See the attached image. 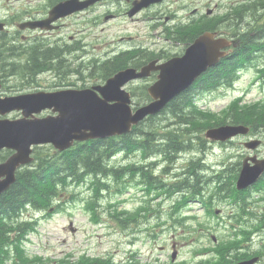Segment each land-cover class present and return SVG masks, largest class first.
Returning a JSON list of instances; mask_svg holds the SVG:
<instances>
[{
    "label": "water",
    "instance_id": "95a60500",
    "mask_svg": "<svg viewBox=\"0 0 264 264\" xmlns=\"http://www.w3.org/2000/svg\"><path fill=\"white\" fill-rule=\"evenodd\" d=\"M205 37L207 41L204 40ZM222 42L224 41H215L212 35L201 36L186 49L181 58L171 59L158 67H154V62H151L144 66L140 73L134 74V69L120 71L111 77L104 87H95L102 97L89 89L67 90L49 96L32 94L30 100L26 102L27 106H31L30 111H24L26 117L32 115V112H39L42 108L51 106L59 113L57 116L41 119L23 118L18 123L6 121V124H0V148L6 146L17 150L7 161L0 163V177L4 176V179L0 180V194L14 180L13 172L16 167L29 160V148L35 141L53 139L63 143L70 135L80 137L87 134L103 138L110 134L127 132L130 124L136 122L141 114L138 111L135 115L130 114L127 107V103L130 102L129 93L119 89L122 85L138 76L148 75L158 68L160 81L153 86V94L161 95L164 91L178 88L182 90L194 79L199 70L204 69L211 61L214 63L217 60L218 49L225 46ZM195 63L199 65V70ZM22 100L23 97L18 98V101ZM110 101L115 102L109 104ZM14 102V98L0 100L6 111L12 108ZM232 130L233 128H226L225 131H215L214 134H219V138L224 139L233 132Z\"/></svg>",
    "mask_w": 264,
    "mask_h": 264
},
{
    "label": "rangeland",
    "instance_id": "374dc122",
    "mask_svg": "<svg viewBox=\"0 0 264 264\" xmlns=\"http://www.w3.org/2000/svg\"><path fill=\"white\" fill-rule=\"evenodd\" d=\"M236 0H206L203 8V12H205V5H209L208 7L212 8L215 4H219V10H222L227 4L231 2H235ZM257 13L260 15V17L264 18V9L261 8L257 11ZM215 14V13H214ZM212 14V15H214ZM210 15V16H212ZM207 16V17H210ZM218 19L217 16L213 18L214 21ZM249 20L248 17L242 19V22H247ZM77 29L81 34L88 33L90 30L89 24H86L85 22H81L78 24ZM112 28H107L106 30L100 29L98 34L89 35L87 37V41L91 42L93 41L96 36L97 39H107L109 34L111 33ZM256 33V34H255ZM252 35V39L254 40H260L264 41V35L261 36L260 33L255 32ZM172 53H176V48L171 50ZM39 66L36 65V68ZM250 76V73L246 74L241 78V81L239 84H243L246 86V82ZM249 81V80H248ZM73 82L75 85L73 87H77V84L82 83L83 85L90 86V82L87 77L85 78V81H82L81 79H73ZM253 84V83H252ZM249 86V85H248ZM70 87V86H67ZM66 88V87H62ZM263 95L264 97V89H257L254 88L250 91L249 98L250 100L256 99L259 96ZM217 93H214V97L212 95H207V99L204 101L208 105V108L212 111H220L223 108H225L229 101L226 103L225 100L216 99ZM253 111H257L260 113L263 110V104L259 105L257 104L254 106ZM239 116H243L246 119H249L252 121L254 118V115H251L247 112H241ZM138 140V138H136ZM84 156H87L90 158V161L93 162L95 159L102 157V153L99 151L98 154H94L92 157L89 154H81L79 155V158L84 161ZM213 157V156H212ZM75 161L77 162V156L73 157ZM59 172L52 171V172H44V175H40V173L36 177V181H33V185L36 187V191L38 192L44 183H46V180L58 175ZM18 195L15 199L19 197L26 196L28 194H33L32 189L30 191L23 192L21 189L16 190ZM72 191L78 193V197H86L88 194V190L84 187L80 188H74ZM137 190H135L130 196L123 195L124 198L128 199V202L125 203L122 207H127L129 209H134L135 207H138L140 205V201L138 200L139 193H135ZM64 196V194H63ZM62 196V197H63ZM254 197L256 195H253ZM60 197L59 199H61ZM66 201V207H71V211L73 212V215L70 216L65 213H59L58 215L52 217L49 220H43L41 222V225L39 227V236L37 239L39 250L35 253H31L32 255H41L44 258H51V259H67L64 256L67 257V255H70L72 253H77L76 256L72 254V259H76V257L80 253H88V255L92 256H98V253L102 254V256H107L109 252H112L114 254H117L119 256H122V252L120 251L119 244L122 245V247H127L128 238L124 236H120L118 234V230L116 231H110L108 232L109 226L116 227V221L109 216L110 211H115L119 206L116 208H109L107 207L106 203H103L99 201L98 203H101L102 206L97 208V211L99 215L102 217H105L106 220H101L99 222H93L90 217L91 213L86 210L82 203L78 200H75L74 202H70V197H66L64 199ZM113 203L114 200H111ZM171 203L166 204L167 209L171 210L172 205ZM171 206V207H170ZM225 208L229 209V206H225ZM260 209V208H259ZM202 211H197V208L194 209L193 212L188 213L190 216L193 217V215H201L200 217H194V218H188L187 224L188 226L179 227L178 233H171L174 232V229L177 228L179 225L176 220H173L172 217H170L168 214H163L162 218H160L155 224L156 230H158L157 238L153 241L151 238L150 240L153 242L151 244V247L156 249V256H153L151 258L152 262L154 264H163L170 262V253L175 249L177 261L174 262L180 263V264H193V259L191 257L196 254L197 252L206 251L211 248V232H208V224L206 218H204ZM181 214H184L183 209H181ZM32 215V212L26 213V217H30ZM115 216L116 214H112ZM226 214H224L225 216ZM253 220H258L259 215L258 213L252 217ZM123 222L120 225V228L127 229L129 232L133 231L134 228L132 227V223L129 220V215L125 214L122 217ZM220 223V222H218ZM167 224V225H166ZM74 229L75 231L71 230ZM164 232L163 234H160ZM237 232V231H236ZM236 232H230V231H224L223 229L219 230V235H222L223 242H231L236 238L235 233ZM215 234V233H214ZM100 235V236H97ZM171 239L173 240L170 244L175 245L174 249L171 248L168 245H165L161 242L162 238H168L171 236ZM168 240V239H167ZM126 242V243H124ZM161 245L164 246L163 248H160L157 250ZM192 247H195L194 250L191 249ZM166 248L168 250H166ZM182 253L184 256L182 257L180 255ZM61 260V259H60ZM144 263L143 261H141Z\"/></svg>",
    "mask_w": 264,
    "mask_h": 264
},
{
    "label": "trees",
    "instance_id": "16d2710c",
    "mask_svg": "<svg viewBox=\"0 0 264 264\" xmlns=\"http://www.w3.org/2000/svg\"><path fill=\"white\" fill-rule=\"evenodd\" d=\"M263 8L264 9V0H250L248 1V3H244V5H242L241 8L237 9L235 11L234 16H231L229 19V22H238V21H242V19L248 17L249 20L250 19H256L257 16V11L259 9ZM251 14V15H250ZM212 26V23H207V22H202V24L196 25L193 29L189 30L187 29V38L185 39V41H190L192 40V38L199 33L201 30H204L207 27ZM254 28V29H253ZM262 29V30H261ZM251 31H254V33L257 31L258 33L264 34V26H255V27H251L250 28ZM193 31V32H190ZM244 40H245V45L240 48L238 50V53L240 56H250V54L253 52V50L256 48V46L261 45L262 43H258L260 42V40H254L252 39V37H250L248 35V33H245L244 35ZM258 43V44H257ZM264 43V42H263ZM264 45V44H262ZM255 47V48H254ZM250 49V50H249ZM26 53L28 54V58L26 60L27 63H33L36 64L38 66L43 65V64H49L52 63L54 60L58 59L59 62H61L60 60L62 59V55L61 53H59L57 50L53 49H42V48H33L31 47V49L29 47L26 48ZM59 53V55H58ZM128 55V53H123V54H119L118 56L114 57L112 60L104 62L105 65H98L96 68H98V75L97 77L100 78H105L107 77L109 74H113L116 71L120 70L121 68L126 67V63L121 64L124 60L125 57ZM20 57H15V60H19ZM8 59H10V57L6 56V57H0V70L2 71H6L8 70L7 68V61ZM147 57L142 58L141 56H139V60L141 61V63L144 62V60H146ZM19 63V62H18ZM141 63L139 65H141ZM224 64H228V62H224L222 65L220 63V67H224ZM133 66H138V64H136V62H134L132 64ZM62 67V65H61ZM212 74H208V75H203L204 79L201 81L206 82V84L204 85V87H207L209 90L213 89L216 87V85L218 84V77L217 76H213L212 78L210 77ZM222 75L226 76L227 78L230 77L231 72L230 70L226 69ZM201 84V83H200ZM203 87V88H204ZM202 88V90H203ZM191 91H185L182 93L181 96H179L178 98H176L174 101H172L168 107L170 108V110L172 112H178L181 111V109L189 104L188 101V95H190ZM142 127V125H139L136 127V130L139 131V129ZM196 128V127H195ZM150 136L149 135H145L142 138L140 137L138 139V144L137 147H140L142 144L146 143L149 140ZM197 139H199V136H196ZM128 140V139H127ZM127 144L129 145L130 143L127 142ZM97 147L95 145H91L89 147V150L92 149H96ZM126 151L131 152L132 149L129 147H126ZM110 149L107 150V152ZM99 151H94V152H86L87 154H89L91 157L94 154H98ZM4 154V155H3ZM6 155L5 153H0V159L4 158ZM80 153L79 152H75L73 154H71L70 159L71 161H75V159L73 157L79 158ZM37 158V156H36ZM77 160V159H76ZM83 163H85L83 160H81ZM86 164V163H85ZM75 166V165H74ZM40 171V169H36V170H29L26 169L22 172H18L17 174V181L15 183L14 186L10 187V189L7 190V193H5L1 198H0V213L5 212L3 214H0V255L6 254L7 252L4 249L5 244L8 245L10 242L8 241L9 237L7 235V232H10L12 230H16V232H25L27 227H22L19 225H14L13 221H15L16 218H13L17 211L21 208L22 206V198H24V201H32L34 199H39L43 198V199H48V195L49 192L52 188V185L57 182V178L56 176L48 179L46 181V183H44L42 185V188L37 192L36 191V187L35 185H33V181H36V177L37 175L34 174V172ZM92 173H97L102 171V169L100 168H96V169H91L90 170ZM40 172H44L43 169H41ZM233 174L230 173L229 176H232ZM199 177H197L189 186V188L193 190L194 193H196V189L198 188L200 179H198ZM221 178V179H220ZM199 180V181H198ZM218 182V188L221 189L223 188L222 186L224 184L227 185V182L224 180V177L222 175H218L217 179ZM221 181H225V183L221 184ZM197 182V183H196ZM194 183V184H193ZM149 184L154 187L157 188V186H159L160 181H155V180H151L149 181ZM220 184V185H219ZM174 185V186H173ZM156 186V187H155ZM163 186V187H162ZM160 187H162L163 189H166L165 185H161ZM17 189H21V191L26 192L27 190L30 191L32 189L33 194H28L26 196L23 197H19L17 199H15L18 195L17 193ZM180 189V185H178L177 183H173L171 184V187H169V189H167L169 192H173L174 190H179ZM178 205V204H177ZM176 205V207H177ZM208 213L210 215H212L213 213L211 211H208ZM8 220V221H7ZM3 225H6V236H4V231H3ZM2 257L0 256V262H1ZM98 263V262H97ZM91 264H95V263H91ZM99 264V263H98ZM102 264H112L110 260H103Z\"/></svg>",
    "mask_w": 264,
    "mask_h": 264
},
{
    "label": "flooded vegetation",
    "instance_id": "af4514ba",
    "mask_svg": "<svg viewBox=\"0 0 264 264\" xmlns=\"http://www.w3.org/2000/svg\"><path fill=\"white\" fill-rule=\"evenodd\" d=\"M57 0H12L6 6L4 0H0V23L6 32H21V36H27V30L20 31L18 25L23 22H33L38 20H45L48 16L49 9L55 5ZM130 0H101L86 8L83 12L85 22L88 24H97L106 28H114V22L118 18L123 3ZM55 2V3H54ZM1 4H4L1 7ZM7 7V8H6ZM80 18V16H78ZM58 18L53 22L43 23L42 29L45 34L50 35L55 41L59 40V35H63L62 25L74 26L75 20H70L71 17ZM78 18V19H79ZM65 20L69 22H65ZM54 23L55 26H52ZM69 29V28H68ZM116 29V28H114ZM91 66L95 65V60L89 63ZM44 69L61 70V64L58 60L52 63L43 64Z\"/></svg>",
    "mask_w": 264,
    "mask_h": 264
},
{
    "label": "bare ground",
    "instance_id": "6f19581e",
    "mask_svg": "<svg viewBox=\"0 0 264 264\" xmlns=\"http://www.w3.org/2000/svg\"><path fill=\"white\" fill-rule=\"evenodd\" d=\"M251 15V14H250ZM254 29V28H253ZM262 30V29H261ZM257 32V31H256ZM256 34V33H255ZM262 35H264V34H262ZM264 38V37H263ZM259 43V42H258ZM257 43V44H258ZM260 44V43H259ZM262 45V44H261ZM33 47V46H32ZM250 50V49H249ZM58 55H59V53H58ZM128 150V149H127ZM129 152V151H128ZM197 178V177H196ZM199 179V178H198ZM221 179V178H220ZM199 181V180H198ZM218 182V181H217ZM225 182V181H224ZM197 183V182H196ZM176 184V183H175ZM194 184V183H193ZM220 185V184H219ZM153 186V185H152ZM174 186V185H173ZM156 187V186H155ZM163 187V186H162ZM161 187V188H162ZM198 187H199V185H198ZM194 189H192V191H193ZM171 205V204H170ZM171 207V206H170Z\"/></svg>",
    "mask_w": 264,
    "mask_h": 264
}]
</instances>
